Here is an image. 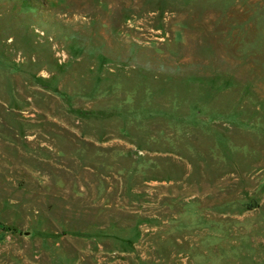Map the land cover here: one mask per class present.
I'll return each mask as SVG.
<instances>
[{
  "label": "rangeland",
  "instance_id": "374dc122",
  "mask_svg": "<svg viewBox=\"0 0 264 264\" xmlns=\"http://www.w3.org/2000/svg\"><path fill=\"white\" fill-rule=\"evenodd\" d=\"M0 264H264V0H0Z\"/></svg>",
  "mask_w": 264,
  "mask_h": 264
},
{
  "label": "water",
  "instance_id": "95a60500",
  "mask_svg": "<svg viewBox=\"0 0 264 264\" xmlns=\"http://www.w3.org/2000/svg\"><path fill=\"white\" fill-rule=\"evenodd\" d=\"M25 235L28 236V237H30V236L33 235V233H32V231H27V232L25 233Z\"/></svg>",
  "mask_w": 264,
  "mask_h": 264
}]
</instances>
